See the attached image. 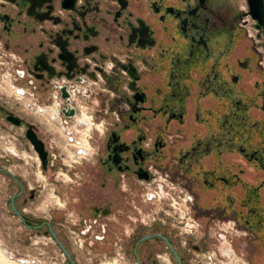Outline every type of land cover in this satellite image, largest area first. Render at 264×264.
Returning <instances> with one entry per match:
<instances>
[{"label":"flooded vegetation","instance_id":"flooded-vegetation-1","mask_svg":"<svg viewBox=\"0 0 264 264\" xmlns=\"http://www.w3.org/2000/svg\"><path fill=\"white\" fill-rule=\"evenodd\" d=\"M84 114L94 143L74 207L88 244L117 264H196L224 256L230 224L242 262L264 264V0H0V137L16 145L22 129L34 151L32 125L47 171L42 126ZM0 173L14 214L61 241L65 209L20 211L23 182Z\"/></svg>","mask_w":264,"mask_h":264},{"label":"rangeland","instance_id":"rangeland-1","mask_svg":"<svg viewBox=\"0 0 264 264\" xmlns=\"http://www.w3.org/2000/svg\"><path fill=\"white\" fill-rule=\"evenodd\" d=\"M32 118L43 122L41 115ZM88 120L89 117L84 114L73 121L71 128L49 129L42 126L40 133L48 145L50 160L53 163L47 171L43 169L35 149L33 148L34 151L29 149L24 142L22 129H17L19 142L16 145L10 143V139H14L9 133L2 132L0 153L6 154L10 160L5 161L2 157L0 164L10 169L23 182V197L16 202V207L20 211L23 209L22 212L33 217L46 219L52 216L53 210L65 209L68 221L63 222L64 226L57 224L55 230L77 264H117L114 262L115 259L119 261V258H112L108 254L99 252L100 248L92 247L91 242L88 244L75 226V223H78V217L74 205L76 206L82 194L79 190V183L82 180V172L85 170V162L80 163L79 157H76V150L80 145L78 141H84L89 130L81 128L78 124ZM96 133L97 131H92L95 138ZM71 138H74L73 143ZM14 146L19 156H23L22 151L28 148V152H24L26 161L16 158L11 153V150L15 151ZM87 148L91 150L90 146ZM32 190L35 194L33 199L30 198ZM17 191L14 179L0 173V262L6 260L13 262L12 264L14 262L15 264H68L67 256L54 237L51 236V238L43 231L37 233L30 230L14 214L9 202ZM58 195L61 200L57 198ZM229 226L230 224H227L226 229L232 232L228 233L226 241L221 246L224 256L217 258L212 250L204 256H194L193 261L196 264H244L240 252L250 257L249 243L235 237ZM98 245L103 246V243H98ZM238 247L241 248L240 252Z\"/></svg>","mask_w":264,"mask_h":264},{"label":"water","instance_id":"water-1","mask_svg":"<svg viewBox=\"0 0 264 264\" xmlns=\"http://www.w3.org/2000/svg\"><path fill=\"white\" fill-rule=\"evenodd\" d=\"M16 123H20V122L17 121ZM27 137L30 139V141L34 145L35 150L38 152V154L40 156L42 166L46 170L48 167V152L45 149L44 142L38 137V135H37V133L34 130L32 125H30V128H29L28 133H27ZM11 204L14 207V198H12ZM15 211H16V209H15ZM54 237L56 238V241L60 244L64 254L66 256L70 257V253L67 250L66 246L55 235H54ZM72 264H76V262L72 261Z\"/></svg>","mask_w":264,"mask_h":264},{"label":"built area","instance_id":"built-area-1","mask_svg":"<svg viewBox=\"0 0 264 264\" xmlns=\"http://www.w3.org/2000/svg\"><path fill=\"white\" fill-rule=\"evenodd\" d=\"M90 136H91V132L89 130V133L87 134L86 139L84 141H78V143H80V145H78V148L76 150V152H77L76 157H79L78 159H80L84 155H86L85 153L88 151L87 147L89 146ZM71 139H73V138H71ZM84 145H86V147H84ZM25 263H27V261H25Z\"/></svg>","mask_w":264,"mask_h":264},{"label":"bare ground","instance_id":"bare-ground-1","mask_svg":"<svg viewBox=\"0 0 264 264\" xmlns=\"http://www.w3.org/2000/svg\"><path fill=\"white\" fill-rule=\"evenodd\" d=\"M1 256V255H0ZM3 257V256H2ZM1 259H5V258H2ZM13 263V262H12ZM10 261H6V260H1L0 264H12ZM15 264V262H14Z\"/></svg>","mask_w":264,"mask_h":264}]
</instances>
